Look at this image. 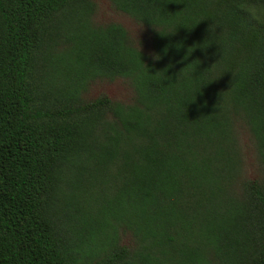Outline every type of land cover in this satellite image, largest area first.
<instances>
[{"label": "trees", "instance_id": "trees-1", "mask_svg": "<svg viewBox=\"0 0 264 264\" xmlns=\"http://www.w3.org/2000/svg\"><path fill=\"white\" fill-rule=\"evenodd\" d=\"M108 2L0 0V264H264V0Z\"/></svg>", "mask_w": 264, "mask_h": 264}, {"label": "rangeland", "instance_id": "rangeland-1", "mask_svg": "<svg viewBox=\"0 0 264 264\" xmlns=\"http://www.w3.org/2000/svg\"><path fill=\"white\" fill-rule=\"evenodd\" d=\"M94 20L96 22L105 23V22H114L122 25L128 31H131L134 34L141 35V30L132 21L125 15L118 14L112 11L109 7L108 0H97V8L95 11ZM97 90H104L109 96L115 99H122L128 95V91L125 88L122 82H114L108 84L104 87H100ZM248 160L251 162V159L248 157Z\"/></svg>", "mask_w": 264, "mask_h": 264}, {"label": "clouds", "instance_id": "clouds-1", "mask_svg": "<svg viewBox=\"0 0 264 264\" xmlns=\"http://www.w3.org/2000/svg\"><path fill=\"white\" fill-rule=\"evenodd\" d=\"M152 59H153L154 61H157V60L160 59V56H159L158 54H153V55H152Z\"/></svg>", "mask_w": 264, "mask_h": 264}]
</instances>
